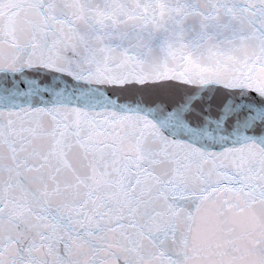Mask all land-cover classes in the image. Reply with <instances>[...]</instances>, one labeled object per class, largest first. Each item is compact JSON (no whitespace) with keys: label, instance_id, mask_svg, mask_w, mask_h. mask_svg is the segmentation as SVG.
<instances>
[{"label":"snow or ice","instance_id":"obj_1","mask_svg":"<svg viewBox=\"0 0 264 264\" xmlns=\"http://www.w3.org/2000/svg\"><path fill=\"white\" fill-rule=\"evenodd\" d=\"M0 264H264V0H0Z\"/></svg>","mask_w":264,"mask_h":264}]
</instances>
